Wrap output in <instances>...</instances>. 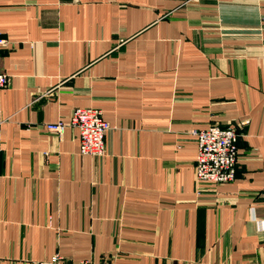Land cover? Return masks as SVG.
Segmentation results:
<instances>
[{
    "label": "crops",
    "instance_id": "1",
    "mask_svg": "<svg viewBox=\"0 0 264 264\" xmlns=\"http://www.w3.org/2000/svg\"><path fill=\"white\" fill-rule=\"evenodd\" d=\"M264 0H0V264H264ZM96 108L107 154L48 123ZM235 127L199 193L193 129Z\"/></svg>",
    "mask_w": 264,
    "mask_h": 264
},
{
    "label": "built area",
    "instance_id": "2",
    "mask_svg": "<svg viewBox=\"0 0 264 264\" xmlns=\"http://www.w3.org/2000/svg\"><path fill=\"white\" fill-rule=\"evenodd\" d=\"M264 22V18H263ZM0 34V50L6 45ZM10 78L0 62V89L9 84ZM77 128L80 135V152L83 155L100 157L107 154L108 133L115 128L96 108L79 107L74 109L69 121L48 123V131L62 134L67 127ZM198 141L199 152L196 163L197 187L199 193L209 187L233 181L236 177L239 158V132L235 127L222 128L211 125L205 129H193ZM38 264H95L90 261L67 262L59 253ZM99 264H114L106 260Z\"/></svg>",
    "mask_w": 264,
    "mask_h": 264
}]
</instances>
